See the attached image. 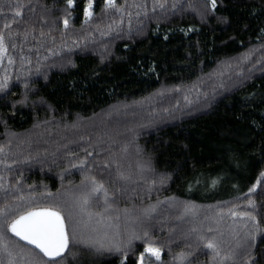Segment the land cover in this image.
<instances>
[{
    "label": "trees",
    "instance_id": "16d2710c",
    "mask_svg": "<svg viewBox=\"0 0 264 264\" xmlns=\"http://www.w3.org/2000/svg\"><path fill=\"white\" fill-rule=\"evenodd\" d=\"M85 2L75 0L65 17V0H0V29L14 16L9 5L17 3L25 5L17 19L31 16L37 36L40 17L49 14L45 7L56 21L42 46L30 39L21 48L17 40L13 49L5 30L0 79L7 75L9 87L0 92V147L7 155H0V184L7 191L0 189V207L15 203L22 211L29 201L47 205L49 193L62 199L78 193L86 173L71 164L98 145L105 151L95 158L111 157L131 179L117 181L112 163L103 171L102 165L94 167L91 174L115 193L111 215H119L122 234L125 226L141 235L148 228L151 242L161 248V260L153 258V264H177L173 257L190 251L183 233L194 224L225 232L227 251L235 244L227 237L232 218L224 215L217 224L206 217L237 204L238 212L255 215L260 228L251 241L249 264H264V0H217L214 14L204 20L186 10L189 0H179L175 11L174 0H161L164 8H154V0H116L122 15L113 9L105 14L104 0H93L88 24ZM191 2L204 11L201 0ZM64 18L69 19L66 30ZM21 55L31 63L22 66ZM161 177L167 178L163 184ZM253 184L254 207L247 208L245 194ZM117 187L126 191L116 192ZM21 196L24 200L17 199ZM168 198H174V207L158 204ZM185 204L195 206V220L178 219ZM151 206H156L153 218L141 224L137 217ZM92 211L100 208L93 205ZM6 235L21 248H32ZM143 247L142 240L133 241L127 264H135ZM205 252L190 259L210 264ZM24 255L25 262L18 259V264H26L30 254ZM64 264H119V257L77 245L66 250Z\"/></svg>",
    "mask_w": 264,
    "mask_h": 264
},
{
    "label": "snow or ice",
    "instance_id": "6c2138e0",
    "mask_svg": "<svg viewBox=\"0 0 264 264\" xmlns=\"http://www.w3.org/2000/svg\"><path fill=\"white\" fill-rule=\"evenodd\" d=\"M66 7L61 9L65 14V17L71 15V9L75 7V0H65ZM179 0H174L172 9L175 11ZM93 0H86L83 7V22L88 24L93 17ZM15 8L14 16L11 22L7 21L3 25V29H0V58H3L6 48L5 30L7 31V39L12 42V48L17 47V40L20 42V47L23 48L25 43L30 39L35 40L38 45H43V37L50 34L56 29V21L51 19V10L45 7V10L49 13L47 16H41L39 21V36L35 35L37 28L36 22L31 16H27L24 19H17L22 16L20 11L25 5L17 3L16 5H9V8ZM43 7V5H42ZM122 7L117 6L116 0H104V8L102 12L107 14L109 9H113L117 14L122 15ZM164 8L165 3L161 0H154V8ZM183 7V5H181ZM201 7L204 9L201 12L192 2L189 0L186 10L194 11L196 14L204 20L207 15L214 14V10L217 7V0H201ZM209 9L212 11L210 12ZM3 10V5H0V11ZM28 10L35 12V8L28 6ZM13 24L17 25L14 29ZM115 24V21L113 22ZM23 25V27H21ZM63 27L66 30L69 27V19H63ZM47 28V33L44 29ZM109 31L113 29V25L108 26ZM192 29H188L191 31ZM183 31V30H182ZM104 35L105 33H101ZM187 34V33H185ZM167 39V36H165ZM75 43V41L73 42ZM29 51L32 49L29 48ZM39 51V49H37ZM68 51H71L69 48ZM58 54V53H57ZM251 53L244 55L240 63H245L250 58ZM20 62L23 66L25 63H31L30 59H26L24 55L20 56ZM8 63H13V58L8 57ZM69 64L71 61L69 60ZM232 67L231 63L227 65ZM39 72V69H37ZM223 74V73H221ZM28 87L27 83L24 85ZM9 87L8 76L5 75L3 79H0V92L6 91ZM173 91L179 92L180 88H175ZM184 99L187 101L188 97ZM23 102V101H19ZM190 102V101H189ZM83 139V138H82ZM127 149H122L126 151ZM105 151L103 148H99L98 145L92 146V150L85 149L86 157L79 159L76 163H72V167H79L85 170L84 179L81 181L78 193H66V199H62L60 194L57 193L53 196L51 193L48 195L51 197L50 202L41 206L39 204L32 206V202H28V206L24 210H20V205L13 203L9 205L5 203L3 207H0V264H18L25 262L24 253L27 251L30 255L26 260V264H64L66 259V250L72 252V248L79 245L87 249H91L93 253L103 254L108 253L119 257V264H127V259L130 252L133 251V241L142 240L144 243L143 251L139 252L136 256L135 264H153V258L156 262L161 260V248L151 242L150 233L148 228L141 229L142 235L135 229L131 231L125 226L123 234L121 233L119 215L112 216L111 211L115 200L113 197L115 193H110V189L105 186V182L97 180L93 176V168H101V171L110 168V163L116 164V180L128 181L130 176L125 175L119 169V164L111 157L104 160L96 159L100 157L101 153ZM107 151H111L107 149ZM72 155H76L73 151ZM0 155L6 156L4 148L0 147ZM87 157H94L91 161ZM0 163H4L0 161ZM6 167H11L6 165ZM141 170H148L147 165H141ZM260 177L264 178V171L260 173ZM2 179V178H0ZM166 177L160 178V183L163 184ZM20 183L19 180L16 182ZM261 183L260 180L257 184ZM213 186L216 181H212ZM257 184H253L249 188L247 199V208H253L254 202L250 198V193L256 190ZM0 189L5 192L3 185L0 184ZM126 189L123 187H117L116 192H124ZM102 194V203H101ZM18 200H24V197H17ZM160 203H168L169 207H174V198H168L167 201H158ZM96 205L100 208V211L93 212L92 207ZM239 205H233L226 213L223 211L217 212L215 215L207 216L206 219L211 220L213 223H219L223 220L224 215L232 218L233 223L227 230V237L231 241H235L234 246H230L225 251V244L229 243V240L225 239V232L219 230V228H213L208 226L206 231L203 226L200 227L193 225L186 233H183V239L186 241L185 247L190 251H181L173 259L177 264H194V258L201 251L206 250L204 254L210 256V264H249L252 259L251 255V241L255 239L256 233L260 230L259 225L256 222V217L249 211H237ZM156 211V206H151L148 209L143 210L142 218L137 217V220L143 224L144 221L152 219L153 213ZM67 212V216L63 215ZM198 212L195 206L185 204L182 211H180L178 219L184 220L185 217H190L195 220ZM239 217V222L235 219ZM125 218H128V212L125 210ZM116 221V223H113ZM251 221V227L248 224ZM239 223V230L237 224ZM241 232L243 235H241ZM7 233H11L13 237L18 238L19 241L25 242V244L32 246L31 249L21 248L15 241H10L7 238ZM32 249L38 250V253L32 251ZM42 254V255H40ZM46 258V259H45Z\"/></svg>",
    "mask_w": 264,
    "mask_h": 264
},
{
    "label": "rangeland",
    "instance_id": "374dc122",
    "mask_svg": "<svg viewBox=\"0 0 264 264\" xmlns=\"http://www.w3.org/2000/svg\"><path fill=\"white\" fill-rule=\"evenodd\" d=\"M23 121H24V118H20V122L23 123Z\"/></svg>",
    "mask_w": 264,
    "mask_h": 264
}]
</instances>
